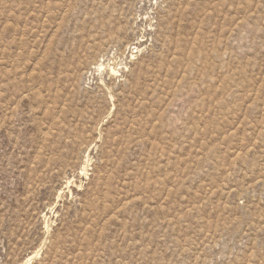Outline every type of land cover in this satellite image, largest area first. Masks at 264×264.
<instances>
[{
    "label": "rangeland",
    "instance_id": "rangeland-1",
    "mask_svg": "<svg viewBox=\"0 0 264 264\" xmlns=\"http://www.w3.org/2000/svg\"><path fill=\"white\" fill-rule=\"evenodd\" d=\"M0 264H264V0H0Z\"/></svg>",
    "mask_w": 264,
    "mask_h": 264
}]
</instances>
